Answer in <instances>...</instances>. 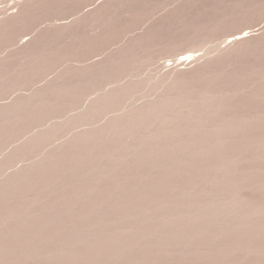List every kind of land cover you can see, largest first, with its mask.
I'll return each instance as SVG.
<instances>
[{
	"label": "rangeland",
	"instance_id": "1",
	"mask_svg": "<svg viewBox=\"0 0 264 264\" xmlns=\"http://www.w3.org/2000/svg\"><path fill=\"white\" fill-rule=\"evenodd\" d=\"M0 264H264V0H0Z\"/></svg>",
	"mask_w": 264,
	"mask_h": 264
},
{
	"label": "bare ground",
	"instance_id": "2",
	"mask_svg": "<svg viewBox=\"0 0 264 264\" xmlns=\"http://www.w3.org/2000/svg\"><path fill=\"white\" fill-rule=\"evenodd\" d=\"M8 14V13H7ZM24 39V38H23ZM238 39H240V38H238ZM22 41V40H21ZM225 43H227V42H225ZM228 45V44H227ZM193 57V56H192ZM189 59V58H188ZM187 58H181L179 61H180V64L182 63V64H184L187 60H188ZM192 59V58H191ZM190 60V59H189ZM193 60H194V58H193Z\"/></svg>",
	"mask_w": 264,
	"mask_h": 264
}]
</instances>
